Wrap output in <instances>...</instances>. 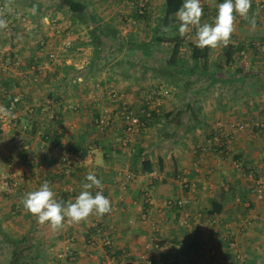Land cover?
<instances>
[{"label":"crops","instance_id":"1","mask_svg":"<svg viewBox=\"0 0 264 264\" xmlns=\"http://www.w3.org/2000/svg\"><path fill=\"white\" fill-rule=\"evenodd\" d=\"M81 1L84 25L55 9L59 0H0L7 21L0 106L28 126L24 136L37 156L25 163L10 132L0 130V174L16 170L27 179L11 194L0 191V264H264V190L250 193L264 170V51L254 45L264 46V17L254 0L255 26L236 15L228 46L197 48L193 30L180 40L177 75L166 65L174 41L153 40L163 0H149L143 14L133 0ZM201 2V23H213L224 0ZM174 35L178 25L165 33ZM13 95L19 100L9 106ZM123 104L140 119L129 138ZM137 150L140 160L160 164V179L130 166ZM64 151L78 155L68 174ZM90 171L112 212L53 230L24 210L21 199L45 180L58 200L74 201ZM126 171L132 179L121 177ZM68 185L71 193L62 190ZM172 195L191 199L185 223L175 207L158 210Z\"/></svg>","mask_w":264,"mask_h":264},{"label":"clouds","instance_id":"2","mask_svg":"<svg viewBox=\"0 0 264 264\" xmlns=\"http://www.w3.org/2000/svg\"><path fill=\"white\" fill-rule=\"evenodd\" d=\"M250 9L251 0H224L217 6L213 23H201L203 16L201 0H183L182 6L174 15L178 21V33L181 38L195 29L194 43L197 48H216L220 45L226 47L232 42L236 15L249 20L250 24L255 26V18L249 19ZM32 11L36 12L35 5ZM4 28H7V21L0 18V29ZM170 28V25H163L161 31L167 33ZM0 114L7 117L10 111L0 106ZM93 188L98 189L95 195L91 191ZM103 188L101 179L90 171L86 174L82 190L74 201L58 200L53 186L45 180L37 190L26 193L21 199V204L25 211L36 218L39 225L48 224L53 230H60L66 220L68 223H80L92 214L104 216L110 213L111 201L103 195Z\"/></svg>","mask_w":264,"mask_h":264},{"label":"built area","instance_id":"3","mask_svg":"<svg viewBox=\"0 0 264 264\" xmlns=\"http://www.w3.org/2000/svg\"><path fill=\"white\" fill-rule=\"evenodd\" d=\"M255 5L257 6L258 10L261 12V14L264 17V0H254ZM134 8L139 14H143L148 9L149 0H133ZM203 6V2H201ZM2 8V6H0ZM54 27L59 30L61 28V25L58 22L53 23ZM195 32V29H193ZM255 47L261 48L264 51V46L259 44L258 42L254 44ZM240 53H243L241 51ZM19 100L17 95H13L9 99V106H13L17 101ZM121 114L125 119V135L127 138L131 137L133 133L137 130L140 119L138 115L134 112L133 108L123 104L121 106ZM108 116V110H105L97 119V122L103 126L107 124V118ZM239 127H243L242 124H239ZM0 130L10 132L11 141L13 144L14 149H16L17 152H19L22 155V158L24 159L25 163L32 164L36 162L37 156L31 152L30 144L26 140L24 134L28 130V126L26 124H18L14 120H12L9 116L4 117L2 114H0ZM39 151H43L46 148V142L44 140L41 141V143L38 146ZM228 150L227 145L224 148V152ZM90 152L86 155L88 159H90ZM78 158V155L74 152H68L64 151L60 155V162L62 164L61 171L64 174H68L70 172V169L72 168V160ZM144 175L151 179H160L161 172L153 167L149 171L144 172ZM121 177H124L125 179H132L133 175L131 172L126 171L121 175ZM185 175L181 174L179 175V180L184 181ZM27 182V179H25L18 171H3L0 174V191L4 192L5 194H11L18 190L20 187H22L23 183ZM62 190L64 192L71 193L73 191V186H63ZM264 190V170L261 175H259L253 183V186L250 188V193H257ZM143 202L147 205L153 203V198H151L147 192L143 195ZM191 205V199L188 195H180V196H168L164 198L160 204H158V210L161 214H164L165 208L169 207H175L179 210V220L182 222H186L187 217L189 216V206ZM114 210L112 206L111 212ZM147 212L142 214V218H146ZM129 221L132 223L135 220L129 219ZM147 264H150V260H146Z\"/></svg>","mask_w":264,"mask_h":264},{"label":"trees","instance_id":"4","mask_svg":"<svg viewBox=\"0 0 264 264\" xmlns=\"http://www.w3.org/2000/svg\"><path fill=\"white\" fill-rule=\"evenodd\" d=\"M183 0H163V9H162V14L159 17V19L155 22V32L159 33V36H156V38H153V40H158V41H168V40H173L174 41V49L172 55L169 57L167 60L168 63L166 64L169 69L167 70H173V74L177 75L178 72V67L180 64H176V58L175 56L177 55V47L180 43V40L182 41L183 38L180 36L174 35L171 38H167L165 36V33L161 31V27L163 25H170L171 28L176 27L178 25V21L175 18V12L182 6ZM36 6V5H35ZM86 4L82 2L81 0H59L58 3L55 4V9H63L65 8L70 14L75 16L77 19V22L80 24L84 25L85 19H84V14L86 13ZM36 11H39V7L36 6ZM94 21V20H91ZM170 28V29H171ZM96 28H93V31H95ZM93 39L96 40L98 37L93 36ZM148 44H142L143 48H148ZM143 54H147L146 52H143ZM178 62V61H177ZM162 72L161 74H163ZM140 166V171L146 172L149 171L150 169L153 168L152 163L148 160H140V150H137V152H134L133 155L131 156L130 159V166L133 168L136 165ZM159 171L160 169V164L157 163L156 167ZM218 210V209H217Z\"/></svg>","mask_w":264,"mask_h":264}]
</instances>
